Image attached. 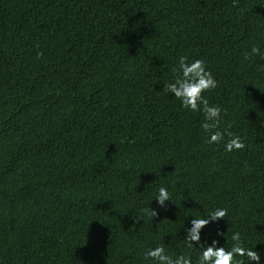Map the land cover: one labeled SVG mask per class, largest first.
Wrapping results in <instances>:
<instances>
[{"label": "trees", "instance_id": "obj_1", "mask_svg": "<svg viewBox=\"0 0 264 264\" xmlns=\"http://www.w3.org/2000/svg\"><path fill=\"white\" fill-rule=\"evenodd\" d=\"M252 44L264 49V0H0V264H151L157 245L196 264L186 231L216 208L227 216L201 242L227 249L239 231L264 264ZM179 56L205 60L217 87L203 95L243 149L206 143L203 113L164 89Z\"/></svg>", "mask_w": 264, "mask_h": 264}, {"label": "clouds", "instance_id": "obj_2", "mask_svg": "<svg viewBox=\"0 0 264 264\" xmlns=\"http://www.w3.org/2000/svg\"><path fill=\"white\" fill-rule=\"evenodd\" d=\"M259 56L264 60V49L259 44H252L250 48L244 51V59ZM175 75L170 81L165 82L168 93H173L178 99L181 106L189 111H200L204 115V123L201 125L205 133H207L206 143L218 144L227 137L224 143V150L232 152L245 147L242 138L234 134L228 129L221 131L219 129L222 108L218 105L210 104L203 93L217 87V80L211 71L207 69L206 62L203 59L189 60L187 56H179L176 66L173 68ZM155 200L159 207L163 208L166 201H171L170 193L166 186L161 185L155 196ZM150 217H156L158 212L156 209L150 208L145 210ZM227 216V209L216 208L209 211L204 218L194 216L191 220V226L187 229L184 239L188 242V246L194 245V242L200 244L199 256L196 264H244L243 260H237L235 257H247L249 264L253 261L261 264L262 257L257 250L243 247L241 233L234 231L231 233L232 244L229 248L219 246L218 241L213 239L211 244L201 242L202 229L215 221ZM134 218H137L134 216ZM223 235V233H217ZM201 244L204 246L201 247ZM145 261H151V264H193L190 256L179 254L173 256L165 247L157 245L154 248H148L143 253Z\"/></svg>", "mask_w": 264, "mask_h": 264}]
</instances>
